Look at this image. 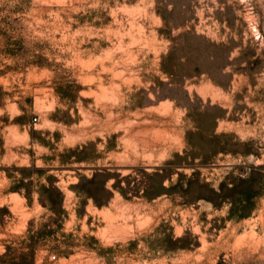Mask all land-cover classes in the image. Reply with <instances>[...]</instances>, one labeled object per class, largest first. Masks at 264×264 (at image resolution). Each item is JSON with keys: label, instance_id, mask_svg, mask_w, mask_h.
<instances>
[{"label": "rangeland", "instance_id": "rangeland-1", "mask_svg": "<svg viewBox=\"0 0 264 264\" xmlns=\"http://www.w3.org/2000/svg\"><path fill=\"white\" fill-rule=\"evenodd\" d=\"M0 264H264V0H0Z\"/></svg>", "mask_w": 264, "mask_h": 264}, {"label": "built area", "instance_id": "built-area-1", "mask_svg": "<svg viewBox=\"0 0 264 264\" xmlns=\"http://www.w3.org/2000/svg\"><path fill=\"white\" fill-rule=\"evenodd\" d=\"M53 259H56V256H53Z\"/></svg>", "mask_w": 264, "mask_h": 264}]
</instances>
